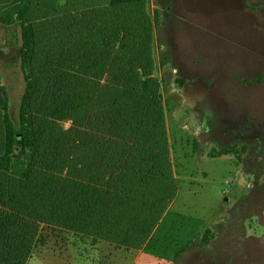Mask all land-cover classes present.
<instances>
[{
    "label": "rangeland",
    "instance_id": "obj_1",
    "mask_svg": "<svg viewBox=\"0 0 264 264\" xmlns=\"http://www.w3.org/2000/svg\"><path fill=\"white\" fill-rule=\"evenodd\" d=\"M46 1L63 20L51 157L31 171L28 196L12 175L0 178V264H29L35 249L52 263L264 264V0H147L177 187L167 207L163 177L115 200L135 143L116 8ZM14 2L0 0V70L17 118L26 82Z\"/></svg>",
    "mask_w": 264,
    "mask_h": 264
},
{
    "label": "trees",
    "instance_id": "obj_2",
    "mask_svg": "<svg viewBox=\"0 0 264 264\" xmlns=\"http://www.w3.org/2000/svg\"><path fill=\"white\" fill-rule=\"evenodd\" d=\"M147 0H110L116 8L110 15L112 24L127 36L128 53L121 73L124 88L120 93L123 110L130 122V134L135 138L125 175L119 181V192L135 190L146 179L163 177L170 189L165 206L176 195V182L171 174L169 137L166 128L163 95L154 78L152 36L156 22L148 13ZM14 4L17 5L13 11ZM7 11L18 16L24 32L22 70L26 82L18 117L10 105L2 100L3 75L0 70V178L8 174L28 196L26 185L51 157L53 139L51 119L57 90L59 68L63 64L57 39L63 29V20L50 13L46 0H17ZM7 13L0 7V24ZM62 64V65H61ZM60 75V72H59ZM19 134L22 141L19 142ZM136 179V180H135ZM137 202L132 197L124 204L121 215ZM110 231V230H109Z\"/></svg>",
    "mask_w": 264,
    "mask_h": 264
},
{
    "label": "crops",
    "instance_id": "obj_3",
    "mask_svg": "<svg viewBox=\"0 0 264 264\" xmlns=\"http://www.w3.org/2000/svg\"><path fill=\"white\" fill-rule=\"evenodd\" d=\"M36 255L30 258L29 264H41L39 261L42 259V264H68V259H64L63 262L60 263H52L47 261V258L45 256H40V251L38 249H35Z\"/></svg>",
    "mask_w": 264,
    "mask_h": 264
}]
</instances>
